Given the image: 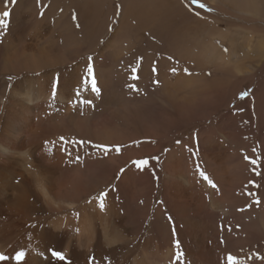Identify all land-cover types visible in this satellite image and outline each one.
I'll return each instance as SVG.
<instances>
[{
	"label": "bare ground",
	"instance_id": "1",
	"mask_svg": "<svg viewBox=\"0 0 264 264\" xmlns=\"http://www.w3.org/2000/svg\"><path fill=\"white\" fill-rule=\"evenodd\" d=\"M114 1L41 0L42 12L34 0H0V264H213L215 234L202 217L224 214L213 184H196L184 149L165 159L168 137L144 121L146 99L131 97L124 68L143 59V88L158 53L192 65L170 75L162 60L150 93L189 113L199 93L223 96L245 73L239 56H252L253 71L264 63V0H199L214 14L184 0H119L116 26ZM218 13L242 24L221 30ZM145 39L158 44L145 49ZM209 70L223 81L193 76ZM217 144L209 172L228 193L235 168Z\"/></svg>",
	"mask_w": 264,
	"mask_h": 264
},
{
	"label": "rangeland",
	"instance_id": "2",
	"mask_svg": "<svg viewBox=\"0 0 264 264\" xmlns=\"http://www.w3.org/2000/svg\"><path fill=\"white\" fill-rule=\"evenodd\" d=\"M184 1L187 4L189 3L188 7L192 13H195L197 10L203 14L204 12L205 14L208 12V14H214V10L210 6L203 4L199 0ZM49 2L50 0H48L47 4ZM47 4L41 3V0H34V6L38 11L44 12L48 8ZM113 4L110 20L113 19V25L116 26L122 15V7L120 6L119 0H115ZM220 14L218 13L215 19L221 30H233V26L242 24L240 21L239 23L234 19L233 21L229 20L227 18L229 16L227 15L224 17L223 14ZM246 25L248 24H243L242 26L245 27ZM248 26L250 27V25ZM248 26L246 27L249 29ZM256 28H260L258 30L259 32H264V24L259 23ZM130 37L131 40L134 38L133 35ZM153 41V39H145L142 47L147 49L148 46L150 47V44H158L156 40ZM259 45L262 47H259V49L264 50V46ZM135 52L133 51L132 53L135 54ZM162 55L164 54L158 53L154 56V60L149 65L150 75L144 79L145 83L143 84V88L137 85L139 82L138 79L140 78L139 72L143 65L142 58H138L127 69L124 68V63L118 65V67L124 68L130 78L128 92H130L133 98L146 99L144 103V121L147 125L157 123L155 125L158 127L155 129H158L161 137H168L167 142L170 144L167 146L163 145V149H161L165 159L167 158V154L172 150L176 149V152L180 154L181 150L184 149L185 154H190L191 156V161L187 167L189 166L192 169V174L196 179L198 177L196 184L200 186L204 185L205 187L209 186L204 180V177H208L209 182L213 184L212 187L215 190L217 202L224 209V214L213 210H209L207 213L202 211V217H205V220L207 219L210 225V232H214L215 234L212 239L214 240V245H212L215 246L214 253L212 252L213 254L211 255L213 264H264V63L259 65V69L253 71V66H251L253 63L251 61L254 59L252 56L246 58V55L243 56L244 58L239 56L241 57V63L243 62L241 64L243 69H240L245 73L237 74L236 79L229 81L231 87L229 85L230 88L228 87L227 94L225 92V95L220 96L218 92H214L208 99H202L199 93L200 96L197 95L196 97L195 110L189 113L186 110V114L181 115L175 112L176 110L174 111L171 108L154 103L151 99L152 97H150L152 95L150 93L151 91L154 92V88L160 86L158 78L160 69L159 62L165 59L168 61V65L164 71L170 75H176L180 70V66H182L181 70L190 73L188 70L191 69L192 65L181 62L176 58H169L167 55ZM261 60L264 62V59ZM90 68H92V64L85 67L84 71L87 72ZM251 71L253 73L255 72V75L253 74L251 76ZM206 72L204 75H200L199 72H194L193 76L204 77L207 82H216V85L219 81H223L221 76L213 75L212 70ZM212 89L214 88L212 87ZM149 110L151 111L150 113ZM184 115L188 117H184ZM219 133H222V136ZM225 137L226 140H224ZM202 140L204 142L210 140L213 144V151L209 153L206 152V149H202L203 146L200 145V142H203ZM216 144L221 145L217 149L219 152L222 154L227 153V165L231 167L234 165L233 168H235L236 174L234 173L231 177L235 181L230 180L232 189L229 188L228 193H226L227 190L222 185L217 184L209 172V170L214 169V163L219 158L217 157L219 155H216L218 152L214 151ZM207 156L212 160L211 166L205 162ZM151 160H154L153 157ZM240 161L244 162L243 164L247 166H244L245 168H239L238 171L237 166L239 164L237 165V163ZM148 165L150 164L148 163ZM158 165V169L161 171V162ZM153 172L156 176L157 170L155 169ZM161 176L162 174L158 177L159 181L161 180ZM239 178L242 179L240 180ZM201 196L207 203L210 201V194L208 192L202 191Z\"/></svg>",
	"mask_w": 264,
	"mask_h": 264
}]
</instances>
